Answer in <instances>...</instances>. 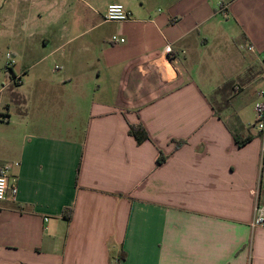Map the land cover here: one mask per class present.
I'll list each match as a JSON object with an SVG mask.
<instances>
[{
    "label": "crops",
    "instance_id": "crops-1",
    "mask_svg": "<svg viewBox=\"0 0 264 264\" xmlns=\"http://www.w3.org/2000/svg\"><path fill=\"white\" fill-rule=\"evenodd\" d=\"M253 84L264 0H0V264H264Z\"/></svg>",
    "mask_w": 264,
    "mask_h": 264
},
{
    "label": "built area",
    "instance_id": "built-area-1",
    "mask_svg": "<svg viewBox=\"0 0 264 264\" xmlns=\"http://www.w3.org/2000/svg\"><path fill=\"white\" fill-rule=\"evenodd\" d=\"M221 12H224V8L220 10ZM131 19V13L126 9V7L123 4H111L108 6L105 20L107 22H115V23H123L127 22ZM112 44L119 45L124 44L125 39L119 38L118 36H113L111 39ZM249 51H254V46L250 45L247 48ZM167 52H170L171 49L168 46L166 48ZM7 65H6V71L12 72V67L14 64L13 56L11 53L7 54ZM59 67H56V70H58ZM19 79H13L11 80V83L18 82ZM257 97L262 99L263 101L256 104V122L253 124V127L261 134V136L264 139V91H258ZM8 193L11 194V197L15 199L17 195V188L15 185L9 184V178L7 177V171L0 173V201H3L7 198ZM264 225V206L257 204L255 208V218L252 223L253 228L263 226Z\"/></svg>",
    "mask_w": 264,
    "mask_h": 264
},
{
    "label": "rangeland",
    "instance_id": "rangeland-1",
    "mask_svg": "<svg viewBox=\"0 0 264 264\" xmlns=\"http://www.w3.org/2000/svg\"><path fill=\"white\" fill-rule=\"evenodd\" d=\"M100 31V30H99ZM99 31L98 30H96L95 32H92L89 36H87V38H86V41L87 42H89V40H91L92 38H93V36H97V34H99ZM237 46H240V49H247V45L246 44H238ZM8 54V53H7ZM95 54V52H90V53H87L86 55H85V57L87 58V59H91L92 58V56ZM222 61H224V60H222ZM8 62V61H7ZM54 65V63H52V60H48V61H45L43 64H42V66H48V67H51V66H53ZM225 65H227V63L225 64ZM5 67H6V65L4 66V67H2V69H1V71H3V72H5V74L4 75H2V79H1V81H2V83H9L11 80H13L14 79V75L11 73V72H8V71H6V69H5ZM2 73V72H1ZM260 89L259 91H264V85L262 86V85H260V84H253L252 85V87L251 88H249L248 89V91L246 90L245 92L247 93V92H251L252 90H254V89ZM245 93V94H246ZM261 101H263L262 99H260V98H258L257 97V101H256V103H255V107H256V104L257 103H259V102H261ZM231 103H234V101H231ZM249 106V105H248ZM255 107H254V110H252V108H251V106H250V108H248L249 110H248V116L250 117V118H253L254 119V122H253V124L256 122V109H255Z\"/></svg>",
    "mask_w": 264,
    "mask_h": 264
},
{
    "label": "trees",
    "instance_id": "trees-1",
    "mask_svg": "<svg viewBox=\"0 0 264 264\" xmlns=\"http://www.w3.org/2000/svg\"><path fill=\"white\" fill-rule=\"evenodd\" d=\"M6 68V67H5ZM9 107L7 106L6 109H8ZM4 117H8V115H3ZM130 135L133 136L137 142L139 144L143 143L144 141H146L148 139V135L146 134V132L144 131L143 127L138 125V126H131L130 127V131H129ZM261 135V134H260ZM252 139V137H247L244 139H240L237 136H235V140L236 143L239 147H243L245 146L248 142H250V140ZM178 145H180V143H178ZM166 161L164 156H160V158L158 159V164L161 165ZM70 213L67 215V219L71 220L72 219V210L69 211Z\"/></svg>",
    "mask_w": 264,
    "mask_h": 264
}]
</instances>
